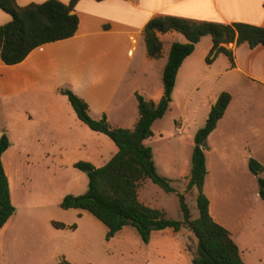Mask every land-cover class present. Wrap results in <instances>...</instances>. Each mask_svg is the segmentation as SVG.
Here are the masks:
<instances>
[{
    "label": "crops",
    "instance_id": "1",
    "mask_svg": "<svg viewBox=\"0 0 264 264\" xmlns=\"http://www.w3.org/2000/svg\"><path fill=\"white\" fill-rule=\"evenodd\" d=\"M16 1L23 5L41 0ZM72 11L78 16V25L73 35L40 44L17 63L7 64L0 59V97L24 95V100L35 112L30 113L24 109L21 118L19 111L22 107L11 108V122L7 127V133L9 130L12 131L15 139L8 137L10 145L2 152L1 161L15 209L0 226V264H58L61 258L73 264H97L91 251L73 252L71 247L76 242L71 241L69 233L63 236L59 232L65 229L71 231L79 229L81 219L86 215L84 209L65 208L72 209L74 219L61 221L67 225L74 223L75 226L58 228L51 223L53 218L40 208L42 201L32 197V191H39L45 185V166L30 168L28 167L30 160L37 162L39 160L45 165V159L55 157V153L44 146V135L35 130V124L41 120H48L47 102H60L72 118L84 123L78 118L67 96L65 100V96L58 93L57 87L60 84L71 86L87 102L89 110L95 114L93 117L99 118L104 115L111 122V114L108 111V107L111 106L112 111L120 114L127 122L124 125L121 121H112L113 126L128 127L130 124L134 125L138 112L132 105L127 110V104H123L124 100H117L113 104V99L134 62L136 52V67L141 71V79H147L149 76L146 66L152 57L147 53L143 41V26L149 18L171 14L199 20L242 21L264 26V0H77ZM10 18L8 14L0 13V23ZM176 31L171 29L157 34L163 44L164 37H173ZM211 45L212 40L207 48L210 49ZM223 45L232 49L233 63H229V69L237 73L238 80L243 78L264 85V45L256 44L251 47L246 41L239 44L233 41ZM192 52L184 57L177 70L171 96L176 89H183L184 84L193 76L190 65ZM180 73L184 77L181 80ZM136 80L132 78L128 88L129 94L133 95L138 90L148 92L146 98L154 102L162 95V84L150 87L147 84L138 85ZM217 95L209 101L208 110ZM231 101L232 96L202 146L206 165L203 192L208 198L210 215L230 231L245 264H264V201L258 193L257 175L248 167V159L252 157L261 163V172H264V119L262 122L239 123L228 118ZM19 104L18 102L17 105ZM54 108L55 106L51 105L49 113L53 112L54 115ZM55 118L52 120L58 121ZM83 129L88 131L87 128ZM92 130L96 132L92 135L97 138L98 143L88 153L79 152L74 155L71 153L65 156L66 164L75 167L73 165L75 161L85 160L99 166L117 150L115 143L113 145L99 134L101 131ZM63 131L69 139L76 137L72 130L64 128ZM14 140L18 147L15 146ZM188 143L192 150L193 136ZM103 147L111 152L107 159L104 158ZM212 151L217 152L223 165L229 167V170L235 168L237 164L246 163V169L252 173L255 180L250 191L241 194L239 207L235 210H231L229 204V211L219 206L216 208L211 192L206 191V177L210 169L207 152ZM186 161L187 157L179 163L180 173L183 175V185L178 189L179 192H183L188 180L189 170L184 167ZM164 168V172L169 174V167L164 165ZM128 225L131 224H124L107 240L115 237L117 233L127 231ZM106 229L105 226L104 236ZM180 229L173 230L170 227L154 229L146 242L141 240L148 244L155 236V254L168 258L170 263L191 264L194 253L184 246L180 239ZM85 242H89V245L92 243L90 239ZM77 244L81 245V241ZM56 256L57 259H53Z\"/></svg>",
    "mask_w": 264,
    "mask_h": 264
},
{
    "label": "trees",
    "instance_id": "2",
    "mask_svg": "<svg viewBox=\"0 0 264 264\" xmlns=\"http://www.w3.org/2000/svg\"><path fill=\"white\" fill-rule=\"evenodd\" d=\"M76 2L77 0H43L20 5L16 0H0V9L11 16L0 24V59L7 64L17 63L34 47L73 35L78 25V16L72 11ZM171 29L181 32L186 40L170 43L161 73L163 92L160 98L154 102L135 92L138 118L131 128L111 126L104 115L93 118L82 97L70 88H60L78 118L91 129L107 134L117 150L99 166L85 160L75 161L73 165L87 173V188L81 193L65 194L59 205L62 208L75 207L90 212L106 226V238L114 235L127 223L136 228L145 242L154 229L170 227L178 230L186 225L196 239L191 264H245L230 231L210 215L208 198L203 192L206 165L202 146L230 101L231 94L228 91L222 90L218 93L208 110L205 123L193 135L194 144L186 189H196L197 216L192 217L183 192L177 191L182 218L175 219L168 217L162 209L140 202L137 190L146 177L165 191L175 190L170 179L158 173L152 148L145 145L143 140L152 134L153 121L161 117L169 107L176 73L184 57L193 51L195 43L202 35L209 34L212 45L206 59L210 60L217 53L223 52L232 64V49L223 43L234 41L239 44L246 41L251 47L256 44L264 45V26L242 21L223 22L171 14L156 15L149 18L143 26L146 50L151 57L158 55L162 48V41L157 33ZM9 145L8 135L3 131L0 134V226L15 209L1 161V154ZM248 167L257 175L258 193L264 201V177L259 175L262 165L250 157ZM51 223L58 228L75 226L74 223L67 225L58 220H51ZM58 264L73 263L61 258Z\"/></svg>",
    "mask_w": 264,
    "mask_h": 264
},
{
    "label": "rangeland",
    "instance_id": "3",
    "mask_svg": "<svg viewBox=\"0 0 264 264\" xmlns=\"http://www.w3.org/2000/svg\"><path fill=\"white\" fill-rule=\"evenodd\" d=\"M3 12L5 11H0L1 14H8L10 16L9 13ZM172 40L185 41L186 38L179 31H176V35L173 37H164L160 53L153 56L150 63L146 66V71L149 73L147 79H141V71L136 67L137 52L135 53L134 62H132L126 77L123 79L113 99V104L117 100H124L123 104H127V110L132 105L138 112L136 95H131L128 92L130 82L132 78H135L137 79L135 82L138 85L147 84L150 87L161 85L162 68L166 62L168 49ZM211 40V36L205 34L204 37H200L199 42L195 43V49L190 57L193 76L184 84L183 89L175 90L171 96L168 109L161 117L153 121L151 125L152 134L143 140L145 145H149L152 148L158 173L168 177L170 184L175 190L170 192L165 191L157 183L146 177L143 178L138 187L137 197L140 202L162 209L168 217L175 219L182 218L177 197V191L179 192L178 189L183 185V175L180 173L179 163L187 157L184 167L187 170L190 169L192 150L188 140L192 138L196 129L205 123L209 101H212L214 96L220 91L226 90L232 96L231 105L227 113L228 118L235 119L239 123L248 121L262 122L264 119V85L243 78L238 80L237 73L229 69V58L223 52L217 53L210 60H207L206 55L209 51L207 45ZM139 44L141 46L142 41ZM179 78V80L184 78L181 76V73ZM64 87L72 88L64 83L57 87L58 93L63 95V97L65 96L66 100V95L60 91V88ZM138 93L143 95L144 98L148 95V92H142L141 90H138ZM24 97V95L0 97V134L5 131L8 137L15 139L12 131L9 130L7 133V127L11 122V108L22 107L19 111L21 118H23L24 109L30 113H35L30 104L24 100ZM18 102L20 103L19 105H17ZM47 103L46 113H48V120H41L38 124H35V130L44 135V146L50 152H54L55 157L45 159V165L39 160L38 162L30 160L28 165L30 168L37 169L45 166V185L39 191H32V197L42 201L40 208L51 216L53 220L74 219L75 214L72 213V209L62 208L59 202L67 193L76 194L83 192L87 188L88 177L85 170L66 164L65 156L71 153L73 155L79 152L88 153L98 141L92 135L94 131L86 127L84 123L78 121V119L72 118L60 102ZM51 105L55 106L54 115L52 114L53 112L49 113ZM88 111L92 117L95 115L89 108ZM108 111L112 119L111 122L106 119L109 125L113 126L112 121H121L124 125L127 123L124 118H121L120 114L112 111L111 106L108 107ZM53 118L58 119V121L52 120ZM175 124H177L176 127ZM132 125L130 124L128 128H131ZM64 128L75 132L76 137L74 136L69 139L64 134ZM83 128H87L88 131H85ZM99 134H102L106 140L114 145V142L106 134L102 132H99ZM15 146L18 147L17 142H15ZM103 148L105 150L104 158L107 159L111 155V152L106 147ZM207 157L210 162V169L206 177V191L211 192V197L216 208L219 206L229 211V204V208L235 210L239 207L241 194L249 192L255 182L252 173L246 169V163L237 164L235 168L229 170V167L226 168L223 165V161L217 152H207ZM164 165L169 167V174L164 172ZM259 175L264 177V172L260 171ZM183 193L191 210L192 217L197 216L196 189L187 190L185 187ZM83 212L86 215L81 219L82 224L79 229L76 231H71L70 229L59 231L63 236L69 233L71 241L76 242L71 247L73 252L81 250V252L89 253L91 251L97 264H174L173 262L170 263L168 258L154 253L156 249L155 236L150 243L145 244L135 228L128 225L127 231L121 234L117 233L115 237L107 240L108 238L104 236L103 231L105 225L90 212L86 210H83ZM180 228V239L185 244L184 246L194 253L196 246L194 234L186 225H182ZM130 230L132 231L129 232ZM87 239L91 240V245H89V242H85ZM78 241H81V245L79 246L77 244ZM57 257L53 259H57Z\"/></svg>",
    "mask_w": 264,
    "mask_h": 264
}]
</instances>
